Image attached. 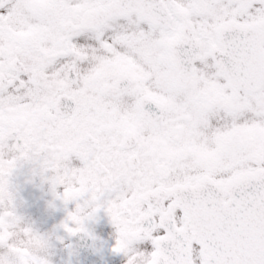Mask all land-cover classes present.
<instances>
[{"label": "snow or ice", "instance_id": "obj_1", "mask_svg": "<svg viewBox=\"0 0 264 264\" xmlns=\"http://www.w3.org/2000/svg\"><path fill=\"white\" fill-rule=\"evenodd\" d=\"M24 165L126 264H264V0H0V264H51Z\"/></svg>", "mask_w": 264, "mask_h": 264}, {"label": "flooded vegetation", "instance_id": "obj_2", "mask_svg": "<svg viewBox=\"0 0 264 264\" xmlns=\"http://www.w3.org/2000/svg\"><path fill=\"white\" fill-rule=\"evenodd\" d=\"M57 132L55 135H59ZM61 147V145H56ZM31 165H24L15 173L12 184L15 194L16 213L37 232L47 235L50 239L48 258L51 264H126L127 257L111 251L114 244L115 230L103 212L98 214L94 222H89L87 228L96 237L78 235L68 237L58 225L66 213L60 201H54L47 182H42L39 175H32ZM55 207H50V204ZM69 208L72 205L68 206ZM23 230L16 228L7 231L8 238L18 244L28 245L17 247L23 255H30L29 247L32 242L26 237L21 239L19 233ZM63 238L60 243L56 237Z\"/></svg>", "mask_w": 264, "mask_h": 264}]
</instances>
